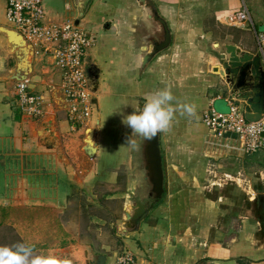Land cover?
Masks as SVG:
<instances>
[{
    "label": "crops",
    "instance_id": "1",
    "mask_svg": "<svg viewBox=\"0 0 264 264\" xmlns=\"http://www.w3.org/2000/svg\"><path fill=\"white\" fill-rule=\"evenodd\" d=\"M153 1L168 22L171 42L145 65L144 55L163 36L151 8L141 0L89 1L79 24L95 33L86 67L98 73L97 89L92 91L93 116L77 127L68 118L59 69L41 52L35 53L29 75L31 89L44 97L41 115L19 105L17 80L8 78L12 54L0 32L1 215L11 214V222L30 237L36 231L33 219L42 216L37 231L63 232L66 237L68 228L57 217L79 211V194L96 202L97 185H119L120 170L138 164L142 137H136L135 147L125 144L130 129L122 116L167 87L173 95V120L157 134L164 192L155 202L141 161L147 197L136 200L150 207L132 230L124 210L137 178H130L125 189L106 194L107 199L122 200L124 226L119 227L121 245L104 254L103 264H122L118 257L124 252L136 264H264V145L245 152L235 134L217 137L203 121L205 110L224 111L225 98H232L215 69L225 43L258 52L256 31L264 29V0ZM42 3L49 18L76 21L77 0ZM243 6L252 23H229L228 14ZM6 8L7 0H0V24L11 26ZM185 103L194 107L192 115L179 107ZM89 127L94 129L93 155L85 148Z\"/></svg>",
    "mask_w": 264,
    "mask_h": 264
},
{
    "label": "built area",
    "instance_id": "2",
    "mask_svg": "<svg viewBox=\"0 0 264 264\" xmlns=\"http://www.w3.org/2000/svg\"><path fill=\"white\" fill-rule=\"evenodd\" d=\"M6 16L11 27L20 31L30 41L35 53L51 57L61 74L60 88L68 109V118L73 127L85 125L93 116L95 103L87 75L86 57L94 45L95 33L75 20L56 21L49 18L42 0H7ZM231 24H251L248 9L243 6L228 14ZM258 52L264 63V29L256 31ZM16 96L19 105L33 116L41 115L44 97L31 89L30 78L17 80ZM228 108L205 110L203 121L220 138L235 134L245 152L252 153L264 145V112L258 120H247L240 102L225 98ZM122 264H136L129 252L122 253Z\"/></svg>",
    "mask_w": 264,
    "mask_h": 264
},
{
    "label": "water",
    "instance_id": "3",
    "mask_svg": "<svg viewBox=\"0 0 264 264\" xmlns=\"http://www.w3.org/2000/svg\"><path fill=\"white\" fill-rule=\"evenodd\" d=\"M90 0H77L78 15L75 23H79ZM151 8V16L157 20L163 29V36L154 40L151 48L143 57V64L148 63L154 55L167 48L171 42V31L167 20L159 13L153 0H141ZM0 32L7 38L9 50L12 54L9 67L12 71L8 78L20 80L29 77L33 70L35 48L25 36L11 26L0 24ZM13 60L15 62H13ZM215 69L224 79L230 96L240 102L243 106V113L247 120L255 121L262 117L264 112V63L259 52L245 49L236 43L227 42L224 51L219 55V61ZM90 81V89L96 91V71L87 69ZM89 73V74H88ZM264 134V133H263ZM86 151L93 155L96 151L94 145V129L89 127L86 132ZM138 159L144 161L146 178L151 186L150 194L157 202L164 192V173L162 156L157 135L151 139L142 138L137 144ZM141 155L143 157L141 158ZM150 204L136 200L129 204L124 210V221L126 226L132 230L139 226L142 217L147 213ZM86 253H88L86 251ZM106 259L104 254H96L87 259V264H103Z\"/></svg>",
    "mask_w": 264,
    "mask_h": 264
},
{
    "label": "rangeland",
    "instance_id": "4",
    "mask_svg": "<svg viewBox=\"0 0 264 264\" xmlns=\"http://www.w3.org/2000/svg\"><path fill=\"white\" fill-rule=\"evenodd\" d=\"M137 162L141 165V160L138 159ZM138 164L135 163L136 166L134 165V168L130 171L124 168L120 170L121 182L119 185L111 186L104 183L97 185L99 196L96 202L92 203L86 199L85 195L79 194V211L77 210L76 213L73 211L68 217L64 215L57 217V221L61 220L62 222V225H60L62 227L64 225V229L68 228L66 237L63 232L51 233L46 231L47 233L43 234V232L37 231L40 228L38 225L42 224V220H40L42 216L33 219V227L31 228L36 231H33L32 237H30L28 232H20L18 226L11 222V214L5 217L2 216L1 214L5 210L0 208V245L26 242L32 245L37 252L51 250L58 256L66 257L70 264H87V259L94 257L96 254H111V248L121 245L119 227L124 226L121 222L122 200L107 199L105 196L115 188L117 190L125 189L130 178H137V186L130 193V203L141 197L146 198V194L142 191L141 173ZM151 201L154 202L153 199ZM23 209L28 208L25 206ZM27 213L28 211L25 210L24 214L27 215ZM23 219L26 222L29 217L25 216ZM36 221L38 224L34 226ZM21 225H26V223ZM107 243H109V246H106Z\"/></svg>",
    "mask_w": 264,
    "mask_h": 264
},
{
    "label": "clouds",
    "instance_id": "5",
    "mask_svg": "<svg viewBox=\"0 0 264 264\" xmlns=\"http://www.w3.org/2000/svg\"><path fill=\"white\" fill-rule=\"evenodd\" d=\"M173 95L165 87L148 95L142 105L132 106L133 111L122 116V123L130 129L125 137V144L136 146V137L151 139L158 133L166 131L173 120ZM183 112L192 115L194 107L190 104L180 105ZM0 264H70L66 257L56 255L51 250L35 251L26 242L0 245Z\"/></svg>",
    "mask_w": 264,
    "mask_h": 264
}]
</instances>
